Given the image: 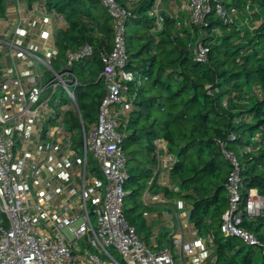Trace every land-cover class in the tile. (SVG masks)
Returning a JSON list of instances; mask_svg holds the SVG:
<instances>
[{
    "label": "built area",
    "instance_id": "1",
    "mask_svg": "<svg viewBox=\"0 0 264 264\" xmlns=\"http://www.w3.org/2000/svg\"><path fill=\"white\" fill-rule=\"evenodd\" d=\"M100 1L113 20V46L100 54L105 95L88 131L80 112L77 127H69L65 113L77 105V80L68 66L74 59L90 54L92 47L85 44L70 52L65 67L56 70L54 39L62 16L54 10L47 12L42 0H36L27 13L40 25L42 37L36 45L33 40L32 44L22 43L26 32L35 29L28 24L30 29H23V15L19 14L17 21L6 14V19L0 18V25L3 21L5 27L16 23L12 40L0 38L3 58L9 59L0 67V264H207L208 247L202 243L212 244L210 234L205 240L197 238L190 226L191 238L186 240L182 226L176 223L169 232L170 239L163 240L158 248L156 234L150 236L153 245L148 244L126 219L124 183L128 168L122 148L124 135L118 127L120 116L132 101L126 95V83L133 80L134 74L125 69V20L130 12L114 0ZM177 2L179 5L169 15L178 27L204 24L205 17L215 13L224 24L251 29L248 4L234 13L217 0ZM160 5L161 0H155L157 26L161 22ZM37 10L42 15H37ZM193 52L197 61H204L208 46L198 37ZM58 85L66 91L71 105L52 112L48 92L52 89L53 94ZM155 144L156 178L165 184L171 157L160 160L161 147L158 141ZM223 152L234 171L229 177L230 202L222 215L221 232L254 245L256 236L240 224L260 214L264 198L252 189L242 207L236 158ZM162 167L165 172H161ZM151 193L150 188L143 193L147 206L151 204ZM180 216L188 219L187 211L182 210ZM66 228L72 239L66 236Z\"/></svg>",
    "mask_w": 264,
    "mask_h": 264
},
{
    "label": "trees",
    "instance_id": "2",
    "mask_svg": "<svg viewBox=\"0 0 264 264\" xmlns=\"http://www.w3.org/2000/svg\"><path fill=\"white\" fill-rule=\"evenodd\" d=\"M114 1L130 12L125 20V69L134 74L126 83L131 106L120 116L118 127L124 135L126 162H133L124 183L126 219L153 245L148 206L143 203L138 210L139 205L127 203L136 202L147 188L156 190L155 141L161 138L171 157L169 193L190 205L188 219L195 232L212 237L215 256L208 264H264V207L240 224L256 236L254 245L220 228L234 171L223 149L237 161L242 207L252 189L264 198V0H217L228 11H241L248 4L254 10L251 29L224 24L215 13L208 14L204 24L178 27L173 17L160 12L157 26L155 0ZM42 2L44 10H54L63 19L55 32V69L65 67L70 52L85 44L92 47L90 54L68 66L77 80V105L65 113L69 127L79 125L77 112L91 126L105 95L100 54L113 46L112 17L100 0ZM4 8L0 0V14ZM198 37L208 46L204 61L194 56L193 41ZM76 65L82 68V80ZM156 240L161 247V239Z\"/></svg>",
    "mask_w": 264,
    "mask_h": 264
},
{
    "label": "rangeland",
    "instance_id": "3",
    "mask_svg": "<svg viewBox=\"0 0 264 264\" xmlns=\"http://www.w3.org/2000/svg\"><path fill=\"white\" fill-rule=\"evenodd\" d=\"M179 4L177 2V0H161V5L159 8V13L160 12H166L167 14H169L170 12H172V8L177 7ZM228 9V7H226ZM5 10V9H4ZM0 14V18H7V16H5V13ZM240 9H234V13H238ZM16 15L18 16V14H21L19 11L16 10ZM252 14H253V9L251 8ZM23 15V14H21ZM25 16V15H23ZM252 22H256L252 19ZM3 21L0 25V38H4L7 41L12 40V31L15 30V24L12 25H8V26H4L2 25ZM131 26L129 25V23H127L126 29L127 32L130 30ZM179 34H182V30L179 29ZM14 36V34H13ZM23 39V38H22ZM197 40V39H196ZM194 40L193 42L195 43ZM193 43V45H194ZM42 55V54H40ZM0 58H3V53L0 50ZM54 60V59H53ZM54 62V61H53ZM39 69L43 70L44 69V65L39 62ZM56 70H58L56 68ZM75 72L77 74V77L82 80V76H83V72H82V68L79 65H76L75 67ZM48 75H51V72L48 73ZM75 94L77 96V88H75ZM48 95H51V101L48 102V106L51 109L52 112H59L61 110V108L65 107V106H70L71 105V100L68 97L66 91L63 89V87L61 85H58V87L56 88L55 92L52 94V89L49 90ZM97 117V113L95 114ZM86 120V119H85ZM85 126H86V130L88 131L90 126L88 124V121L86 120L85 122ZM77 133L81 134V130L78 129ZM148 140H152V137L149 136ZM159 142L160 144V155L159 158L160 160H163L165 158H168L169 153L167 151L166 148V142L163 139H158L156 140ZM88 157L89 159H91V154L90 152L88 153ZM161 163H163V161H161ZM133 166V162H129L127 163V167H132ZM165 179L163 181H165V184L159 183L157 184L158 186H156V190L152 191L149 200L151 201V204L148 207V212L147 214H149V217L151 219V226L152 228L155 227V230L157 229V231H154L155 233H158L157 237L168 241L170 239L169 236V232L170 230L174 227L172 225L178 223L182 226L185 236L188 234L190 236V226L192 227L191 224H189L188 219L186 218V216H180L182 215V210H186L187 214L189 211V206L186 202L185 199H183V197H179V196H172L169 193V190H171V185L173 184V180L172 178L169 176V174L167 176H164ZM166 189V190H165ZM254 190V189H253ZM134 201H130L129 203H127L128 206H134L139 205V209L141 210L142 207L141 205L143 204V195L142 196H138ZM245 208V207H244ZM247 219V218H246ZM250 219V218H249ZM176 226V225H175ZM193 229V228H192ZM66 236L69 239L73 238L72 233L66 228L64 230ZM197 238H202L205 240V238L207 237V234L201 235L196 233L195 235ZM203 246L207 249L208 247V257L206 259L207 264L210 263L211 260L214 259V252H213V246L212 245H208V243H202ZM260 256V253H258V257Z\"/></svg>",
    "mask_w": 264,
    "mask_h": 264
},
{
    "label": "crops",
    "instance_id": "4",
    "mask_svg": "<svg viewBox=\"0 0 264 264\" xmlns=\"http://www.w3.org/2000/svg\"><path fill=\"white\" fill-rule=\"evenodd\" d=\"M35 3H36V0H4V4H5L4 13L8 16V18H10L13 21H17V15H16V11H15V8H16L17 11H19L20 13L22 11L21 14L25 15L22 17L23 18V24H21L22 27H24L23 29L24 30H25V28H26V30L30 29V28H27V24L31 25L33 28H35L33 31L29 32L30 34L26 32V34L24 35L23 41H22V43L24 45H27L29 43L32 44V40H33L34 45H36L37 43H39V41H41L42 33L40 34V32H39V28H40L39 23H37L36 20H34V19L30 20L29 16H27L28 10L31 7H33ZM37 15H39V16L42 15V12L37 10ZM58 15L61 16V14H58ZM29 40H31V41H29ZM7 60L9 61V59L0 58V67L3 66L5 64V61H7ZM165 171H166V169L164 167H162L161 172H165ZM158 184H159V182H158ZM146 213H149L148 209L146 210ZM147 215L146 216H147V220L150 224V228L156 232L157 229L155 230V227L152 228L151 219L149 217V214H147ZM155 234L158 235V233H155ZM185 237H186V240H189L191 238V236H189L188 234ZM161 242H163L162 239H161Z\"/></svg>",
    "mask_w": 264,
    "mask_h": 264
}]
</instances>
